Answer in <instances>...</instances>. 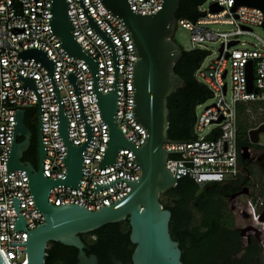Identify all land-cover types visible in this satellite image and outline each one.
<instances>
[{
	"label": "built area",
	"instance_id": "2783aa9c",
	"mask_svg": "<svg viewBox=\"0 0 264 264\" xmlns=\"http://www.w3.org/2000/svg\"><path fill=\"white\" fill-rule=\"evenodd\" d=\"M68 15L74 26L73 36L83 51L98 64V84L102 95L114 90V67L110 45L88 23L80 0H66ZM84 5L98 26L112 40L118 60L119 98L115 122L123 135L135 146L146 144L148 133L133 114L135 108V88L133 70L139 61L132 36L122 21L110 14L100 0H83ZM259 1V0H250ZM132 10L139 15L157 13L163 0H129ZM238 0H214L209 9L200 8L201 17L196 22L181 20V26L191 32L193 50H206L209 42L221 44L218 57L205 70H198V81L205 84L214 103L197 115L194 125V140L189 142H211L209 151L188 150L195 144L171 143L165 145L170 152L167 168L176 175L177 167L190 169L183 171L185 177L192 178L201 188L214 184H225L244 174L239 163L241 152L238 147L239 106L264 104V43L262 47L238 49L244 45L239 40L243 34L253 33L254 27L264 28V10L256 7L237 6ZM217 5L219 12H212ZM52 0H0V251L7 264H24L27 260L26 246H11L28 242L26 231L15 232L18 219L14 208V198H19V212L25 219L26 229L32 231L46 221L37 210L26 171H12L7 174L9 151L12 147L13 129L16 125L14 113L27 108L39 109L33 88L22 89L23 83L17 74L32 77L42 97V136L47 155L43 161L44 175L48 179L59 180L68 173L67 147L58 134L59 105L47 69L33 60H22L19 52L38 48L47 53L55 64L54 79L69 122V141L81 147L87 138L79 99L68 74L74 73L78 79L79 95L85 117L92 127L93 137L83 155V176L79 189L62 186L54 187L49 193V203L56 207L76 205L89 211L109 207L131 193L132 187L125 181L94 192L97 185H110L119 179L138 181L141 167L134 161V154L121 149L116 163L104 169L99 168L109 144V127L101 117V110L93 90L94 77L82 59L69 56L61 47V39L50 31ZM231 26V32L211 29V26ZM233 42L237 45L229 47ZM207 51V50H206ZM252 64L253 84L249 85V67ZM231 76V85L227 78ZM229 96L231 98L229 99ZM206 103V102H205ZM204 103V104H205ZM203 105V104H202ZM200 105V106H202ZM199 106V107H200ZM39 111V110H38ZM249 112V110H248ZM263 124H255L256 130ZM213 128L209 135L200 137L205 130ZM249 131V133H250ZM204 144L200 149H207ZM187 150V151H185ZM9 177V187L8 185ZM249 218L255 230L264 233V196L256 187L247 197V204L241 210ZM20 251V253H19Z\"/></svg>",
	"mask_w": 264,
	"mask_h": 264
},
{
	"label": "water",
	"instance_id": "95a60500",
	"mask_svg": "<svg viewBox=\"0 0 264 264\" xmlns=\"http://www.w3.org/2000/svg\"><path fill=\"white\" fill-rule=\"evenodd\" d=\"M100 1L107 11L118 17L130 32L139 57V61L135 64L133 70L135 88L133 114L148 133L144 146H135L116 125L115 113L118 110L117 101L119 98L116 48L112 40L90 16L84 1L80 0L79 3L84 10L89 25L110 45L112 50L114 90L111 93L102 95L98 84V64L83 51L82 46L73 36L74 26L69 19V3L66 0H52V9L49 11L52 14L50 31L61 39V47L69 56L82 59L89 66L94 77L93 90L101 110V117L109 127V144L99 168L104 169L114 165L118 152L121 149H128L133 152L135 163L141 167V178L138 181L119 179L110 185H97L95 193L99 190L108 189L121 181L127 182L132 187L130 194L112 206L104 207L98 211H89L76 205L56 207L49 203V193L54 187L70 186L79 189V183L83 176V155L92 141L93 131L85 117L82 99L76 84L78 77L74 73L68 74V80L74 86V92L79 99L86 128V142L81 147H75L69 141V122L65 116L64 106L54 79V62L49 59L45 51L38 48L19 52L17 56L20 59L36 61L44 66L49 73L59 105L58 134L67 147V157L64 162L67 164L68 173L59 180L48 179L44 175L43 161L47 151L42 136V97L32 77H23L17 74L23 83L22 89L33 88L38 99L39 161L38 170L31 163L24 161V154L30 146L32 134L25 125V110H16L14 113L16 125L13 129L12 147L9 151L8 161H6L7 174L9 175L14 170L26 171L35 206L38 211L43 213L46 221L36 229L28 231L25 219L19 212L20 200L17 197L14 198V208L18 215L15 232L26 231L29 238L27 243L11 244V246H26V250H20L26 251L27 254V260L24 264H45L48 245L51 243H60L77 249V264H99L96 255H88L90 249L82 241L81 236L92 234L105 226L128 220L131 226L130 240L135 246L132 254L133 264H184L180 244L172 239L170 233L172 213L164 209L160 199L163 194L177 186L178 178L183 175V171H190L192 177H195V175L190 169L179 167V164L176 175H173L167 168L170 152L183 151H167L165 145L171 143L195 144L194 147L188 150L209 151L213 148V144L211 142L172 141L169 138L168 99L177 91L186 88L185 81L174 71V67L183 57L182 48L174 40L177 30L176 16L182 0H163L161 9L155 14L148 15L136 14L132 10L129 0ZM144 1L149 2V0ZM243 5L264 10V0H238L237 6ZM211 11L219 12L220 8L213 5ZM235 45H237V42L231 43L229 47ZM252 84L251 64L249 67L250 88H252ZM262 135H264V124L258 129L250 131V142L259 144ZM204 144H208V148L200 149ZM248 155L249 148H243L241 152L242 160L247 161ZM262 170L264 173V168ZM9 187H12V185H9ZM240 195H247V190L242 191ZM261 221L264 222V214ZM186 223L187 221H185ZM109 256L112 264H124L116 258L113 251L109 253ZM0 264H7L1 251Z\"/></svg>",
	"mask_w": 264,
	"mask_h": 264
},
{
	"label": "trees",
	"instance_id": "16d2710c",
	"mask_svg": "<svg viewBox=\"0 0 264 264\" xmlns=\"http://www.w3.org/2000/svg\"><path fill=\"white\" fill-rule=\"evenodd\" d=\"M206 2L207 0H182L176 16L177 23L181 20L196 22L202 15L200 8ZM182 50L183 57L174 67V71L185 81L186 88L177 91L168 99L169 138L172 141L194 140L193 131L197 118V108L212 97L208 87L198 81L196 77L198 70L209 56V52L201 49L185 51L182 48ZM25 111L27 112L25 125L31 124L33 126L32 132L36 137L39 111L37 108H27ZM238 116V147L241 151L243 148L252 145L249 139V131L253 126L257 123L264 124V104L240 105ZM239 163L244 170V162L241 156ZM250 185V180L245 174L235 181L226 184H214L205 188H201L192 178L185 177L179 180L174 189L164 194L169 198V202L164 203L163 200H160L164 209L172 213L171 237L173 240L181 242V249L187 255L182 258L185 264H199L197 262L198 254L202 255L208 252L211 248L210 244L222 234L223 226L228 225L222 216L231 217L229 209L227 207L222 208L213 202L215 197L223 194L220 188L227 191L226 194H231L234 190L241 191ZM257 188L260 195L264 196V183L261 188ZM194 212L198 213L204 220L202 225H199ZM185 220L189 221V225L186 232L183 233ZM231 223L234 225L233 219H231ZM188 234L191 238L190 243L185 240ZM130 235L131 226L126 220L105 226L92 234L81 236V239L90 249L88 255H96L99 264H112L109 256L111 251L114 252L119 261L124 264H131L135 246L130 240ZM77 256V249L60 243H51L48 245L45 264H77Z\"/></svg>",
	"mask_w": 264,
	"mask_h": 264
},
{
	"label": "flooded vegetation",
	"instance_id": "af4514ba",
	"mask_svg": "<svg viewBox=\"0 0 264 264\" xmlns=\"http://www.w3.org/2000/svg\"><path fill=\"white\" fill-rule=\"evenodd\" d=\"M25 119H27L26 111ZM27 128L31 132L32 137L30 140V146L24 154V161L31 163L34 168L38 170V129L37 136L34 137L32 132L33 126L31 124H27ZM248 148L249 158L247 161H243V167L245 170L244 174L250 180L251 185L245 187L241 191L234 190L231 194H226L227 191L220 188V191L223 192V194L221 196L215 197L213 202L222 208L229 206V215L231 217L226 218L224 217L225 215L222 216V219L227 221L228 225L223 226L221 231L222 234L210 244L211 248L208 252L203 253L202 255L198 254L197 262L199 264H264V233L255 230V228L249 224V218L245 214H242L240 217L242 220L241 226L239 225L238 220L232 217L233 215L235 216L237 209L241 207V201L243 199H247V197L252 193L251 190L258 187L255 185L254 180L258 176H263L264 179V173L262 170L264 168V146L259 143L252 144L251 146H248ZM244 190H247V195H240V193ZM231 219L234 220V225H232ZM185 221H187L186 224ZM185 221L183 224V230L185 228L183 233L186 232V228L189 225V221ZM198 222L199 225L204 223V220L200 217V215L198 217ZM190 239V235L188 234L185 240L190 243ZM177 242L181 245V242ZM181 251L183 258V256L186 255V252H183L182 249ZM197 252L199 253V251ZM131 264H133V262H131Z\"/></svg>",
	"mask_w": 264,
	"mask_h": 264
},
{
	"label": "rangeland",
	"instance_id": "374dc122",
	"mask_svg": "<svg viewBox=\"0 0 264 264\" xmlns=\"http://www.w3.org/2000/svg\"><path fill=\"white\" fill-rule=\"evenodd\" d=\"M214 2V0H207V2L202 6L203 10H207L209 9L210 5ZM211 29L214 30H221L224 32H231L234 28L231 26H221V25H217V26H211ZM175 41L177 42V44L179 46H181L185 51H192L193 50V43H192V35L191 32L181 26H178L176 33H175V37H174ZM239 40L241 41L242 44L244 45H240L238 47V49H244V48H249L252 49L254 47H262V44L264 43V28L262 27H254L253 28V33L250 34H243L239 37ZM203 47L209 52V56L206 58V60L203 63V68L205 70L209 69V67L213 64V62L216 60V58L218 57L219 54V50L221 47V44L219 42H209L203 45ZM227 83L229 85H231V76H229L227 78ZM231 98V96H229V99ZM214 103L213 100H208L205 104H203L202 106L197 108V115H201L202 112L204 111V109L206 107L211 106ZM211 129H207L205 130L204 133L200 134V137H206L207 135H209ZM260 143L264 146V135L261 136L260 139ZM244 171V170H243ZM254 183L256 186H258L259 188L262 187V184L264 183V179L263 176H258L255 180ZM254 189L251 190V192H253ZM161 200H163L164 203H168L169 202V198L164 196H161ZM243 201V202H242ZM241 201V207H239L236 211L235 216L233 215L234 219L236 218L238 220L239 225L241 226L242 224V220H241V210L243 209V207L245 206V204H247V199H243ZM227 208L229 209L230 207L227 206ZM195 217L198 219L199 215L198 213L194 212ZM236 221V220H235Z\"/></svg>",
	"mask_w": 264,
	"mask_h": 264
}]
</instances>
